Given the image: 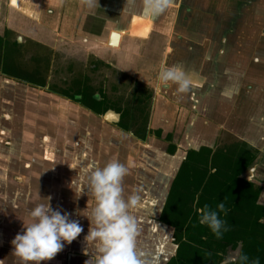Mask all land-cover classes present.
Wrapping results in <instances>:
<instances>
[{
	"label": "crops",
	"instance_id": "crops-1",
	"mask_svg": "<svg viewBox=\"0 0 264 264\" xmlns=\"http://www.w3.org/2000/svg\"><path fill=\"white\" fill-rule=\"evenodd\" d=\"M202 1L205 8L207 4H213V0ZM256 1L260 0H231L228 4L231 5L230 9L238 11L240 6L249 7ZM126 3L127 0H99L100 7L90 11L81 4V0H0V38L7 30V38L12 42L24 44L32 40L40 46L47 43L42 39L46 36V26L52 27L55 36L60 34L58 27L64 26L70 27L68 29L72 33L81 31V35H84L82 41L87 43L85 48L97 54L96 49L108 47L106 37L94 39L88 34V29L84 32L83 27L109 26L111 21L114 24L120 20L122 22V18L128 23L134 12L128 17L122 15V12L127 14L126 11H132V6ZM103 10L121 13L116 20ZM134 14L129 32L144 35L147 31L145 17ZM231 16L226 23H232V30L235 31L225 38L228 41L230 37L231 48L216 50L219 57L212 67L214 69L205 74L198 73L197 80H203V83L211 75L214 79L209 89L205 86L202 94L205 98L209 97L206 107L198 109L197 105H193L194 111L184 108L183 115L179 114L177 118L151 116L150 129L155 126L166 128L170 122L175 124L172 134L176 149L171 153L163 138L153 134H147L144 139L138 138L116 126L111 118L104 119L60 90L32 85L19 75H11L13 73L0 69L2 264H21L19 258L12 254L14 246L11 241L24 231L23 221L30 222V210L36 204L49 202L54 210H60L62 214L70 213V219L79 221L84 231L70 245L65 242L63 251L44 264H85L92 254L90 264H95L96 250L94 247L89 249L84 239L90 226L84 215L91 213L96 201L94 196L88 195L87 190L77 197L70 185L73 178L79 179L78 173L86 175L90 169L103 168L110 161H119L129 169L123 181L125 198L133 194L141 198L135 215L142 230L137 246L146 254L145 264H162L160 261L168 256V250L174 249L173 230L160 220L170 184L185 158V151L200 146L213 148L219 132L231 133L235 138L246 140L258 151L250 174L246 170L242 176L261 186L257 201L264 206V44H256L264 42V34L252 38L247 33L236 32L245 23L249 26L250 17L240 20L237 13ZM55 36L54 41L64 37L62 34ZM210 36L204 40L210 42L214 39ZM129 38L139 39L126 33L117 50L131 52L128 48L131 43ZM124 40L129 44H125ZM243 41L247 44H241ZM195 52L190 49L179 57L190 61L197 56ZM200 54L199 51L198 56ZM202 55L204 58L213 57L208 49ZM25 58L27 55L23 54L24 61ZM116 66L120 70L131 71L133 65L127 64L126 69L119 64ZM183 71L189 78L194 77L188 71ZM46 79L51 80L50 74ZM192 82L194 87L196 84ZM78 211L82 215H78ZM261 221L264 222V216ZM85 249H88V255H85Z\"/></svg>",
	"mask_w": 264,
	"mask_h": 264
},
{
	"label": "rangeland",
	"instance_id": "rangeland-1",
	"mask_svg": "<svg viewBox=\"0 0 264 264\" xmlns=\"http://www.w3.org/2000/svg\"><path fill=\"white\" fill-rule=\"evenodd\" d=\"M230 1L231 0H213V4H207V8H205V4L202 0H174L173 5L169 7L164 14L152 18L143 12L142 0H136V4L132 7V11H126L127 14L122 12V15L128 17L134 12L137 13V15H142L147 18H143L144 25H147V31L144 35H139H146L144 38L136 40L129 38L131 43L128 48L131 52L127 51L128 53H126L123 49L119 51L117 50L118 48L109 49L108 47H102L100 50H95L97 54H93L89 49L85 48L87 43L82 41L84 35H81V31L72 33V31L68 29L70 27L62 26L60 28L58 27V29L56 27L55 29H57V32L60 34L55 36V34L52 33V27L46 26V36L42 38L47 42L45 44L46 46L44 44L40 46H31V49L35 51V53H32L39 54L41 51L45 53L49 66L48 74H50L51 79L48 83H51V86H54L53 88L65 90L64 86L73 85L71 83L75 78L79 79L81 76L88 75V73L91 72L90 66H92L95 70L93 75L96 77V82L103 83L105 75L107 76L105 87L108 91L111 92V86L115 84L118 90H125L126 95L129 96L131 89L135 86L133 81L137 80L141 84H145L148 89L149 87L151 88L153 100L151 110L152 117L163 119L164 117L171 118L175 116L177 118L179 114L183 115L184 108L194 111L193 105H197L198 109L199 107L201 109L206 107L205 105L209 97L205 98L202 94L205 90V86L207 85L209 89L214 79H212L213 76L211 75L208 77L207 82L203 83V80H197L199 79L198 73L200 72L199 74L201 75L203 72L205 74L207 71L209 72L214 69L212 67L215 66V61H217L219 57L216 50L228 48V46L231 48L232 42L229 40L230 37L228 41H226L225 38L226 35L228 37V35L235 30H232L234 29L232 28V23H226L227 18L233 17L231 15L236 13L239 15L240 20L250 17L249 26L247 25L248 23H245L243 26L241 25L239 31L236 32L240 34L247 33L250 37L252 36V38L256 35L264 34V26L261 23L264 19V3L262 0L256 1L254 5L250 4L249 7L244 6L241 8L240 6L238 11L229 8L231 6L228 4ZM214 2L216 4H214ZM217 2L220 3L217 4ZM252 6L254 7L253 9H251ZM103 11L108 15L110 14L116 20L120 16L119 13H121L113 10ZM134 13L133 15H135ZM130 18L131 17H129L128 20H130ZM122 19L123 23L121 20L120 22H116V24L111 21L109 26L96 25L94 27L89 26V28L84 26L83 30L86 32L88 29V34L94 39H101L108 30L113 28L126 32L129 27V22L127 23L126 20H124L125 18ZM151 23L152 27L150 30ZM215 23H217L216 26H214ZM258 23H261V25H256ZM41 29H44V27ZM79 29H81V27H79ZM61 34L64 37L54 41V36L56 38ZM77 35L79 36L78 38ZM208 35L214 37L210 42L204 40V38H208ZM76 38L79 40H76ZM28 42L29 41L24 42V45L26 46ZM124 43L129 44L125 40ZM241 44L246 45L247 43L243 41ZM250 44L252 45L253 43L250 42ZM256 44L260 45L264 44V42ZM190 49L196 51V57L191 58L190 61L187 59L183 60L179 57L188 53ZM206 49L209 50V54L213 55V57H203L202 54ZM199 51L201 54L198 56ZM164 52H166L165 55L163 54ZM27 53H29V48ZM20 58H22V56ZM96 59L101 61L109 60L113 64L116 63L114 65L119 64L125 69L127 64L128 66L131 64L133 66L131 71H128L120 70L113 64L115 69L103 65V63H98L97 66L91 64L93 60L94 62L97 61ZM173 65L180 66L183 70L188 71V74L194 76L190 78L195 82L196 85H194L196 87L194 86L190 92L178 95L176 93V85L169 84L165 86L159 80L161 69L165 66ZM121 82H123L125 86H123V84L121 86ZM146 82L148 84H146ZM98 85L99 83H96V86ZM212 98L215 99L216 97L213 96ZM199 111L201 112L202 110ZM160 124H162V122H160ZM173 128H176V126L170 122L166 128L165 126L164 128L155 126V128L150 129L147 134H153L157 138H163L167 142V145H169L170 142L174 140L172 134L174 132ZM158 132L159 135H157ZM179 132L183 133L182 130ZM146 136L145 138H147ZM175 138V140H178L177 137ZM235 139L236 138L231 133L219 132L218 138L214 140V145H220L223 142H231ZM236 255L237 249L228 250L223 255V261L226 262L235 259Z\"/></svg>",
	"mask_w": 264,
	"mask_h": 264
},
{
	"label": "trees",
	"instance_id": "trees-1",
	"mask_svg": "<svg viewBox=\"0 0 264 264\" xmlns=\"http://www.w3.org/2000/svg\"><path fill=\"white\" fill-rule=\"evenodd\" d=\"M92 101L90 108L97 113L100 104ZM79 102L89 107L83 99ZM167 149L171 153L174 145ZM255 151L235 139L213 149L200 146L185 153L160 214V220L173 230L174 244L162 264H219L228 250L235 249V259L224 264H253L257 260L264 264V206L257 202L260 187L240 177L256 157ZM221 202L226 212L219 211ZM205 205L225 221L227 231L222 230L219 238L199 222L197 209Z\"/></svg>",
	"mask_w": 264,
	"mask_h": 264
},
{
	"label": "clouds",
	"instance_id": "clouds-1",
	"mask_svg": "<svg viewBox=\"0 0 264 264\" xmlns=\"http://www.w3.org/2000/svg\"><path fill=\"white\" fill-rule=\"evenodd\" d=\"M174 0H142L143 12L152 18L161 16L171 7ZM81 4L90 11L100 7L99 0H81ZM134 7L136 0H127ZM159 80L165 86L176 85V93L186 94L193 87L192 80L178 65L165 66L159 73ZM129 169L119 161H110L103 168L94 167L86 175L72 180L70 187L79 197L87 190L94 196L96 206L91 213L84 215L90 226L84 237L88 248H95V264H145V252L138 249L137 241L141 236V227L135 215L140 206V196L133 194L125 198L123 181ZM76 176V177H77ZM86 185V189H85ZM220 212H226L223 202L218 204ZM199 222L206 224L219 238L227 231L225 221L219 218V212L207 205L197 209ZM82 215L81 212H77ZM70 213H61L48 204H36L29 212L30 222L23 221L24 231L11 241L12 253L21 264H44L63 251L65 242L71 244L84 229L77 220L70 219ZM223 230V231H222ZM88 255V249H85ZM90 260L85 264H90ZM2 264V261H0ZM253 264H259L254 261Z\"/></svg>",
	"mask_w": 264,
	"mask_h": 264
},
{
	"label": "flooded vegetation",
	"instance_id": "flooded-vegetation-1",
	"mask_svg": "<svg viewBox=\"0 0 264 264\" xmlns=\"http://www.w3.org/2000/svg\"><path fill=\"white\" fill-rule=\"evenodd\" d=\"M132 17L131 20L129 21V25H128L129 27L126 30V32L124 30L121 31L120 29H114V28L106 32V34L104 35V39L106 37L105 44L109 48H114V49L119 48L121 46L120 42L122 41V36L126 35V33H128L130 36H134L137 38H144L146 36V35L145 36L132 35L129 32ZM151 27H152V23L150 26V30ZM111 31L116 32L118 34V41L117 44L115 45L108 44V39L110 37ZM36 45L37 44H35L32 40H30L28 44H26V46L24 44L12 42L7 38V30H5L3 36L0 38V69L8 71L10 72V74L13 73L11 75H19L20 77H22V79H26V81L32 85L39 86L41 88H46L47 86V88L50 90L53 89L60 90L58 88H53L54 86H51V83H48L49 80L46 79L47 75L45 74L46 71L47 74L49 72V66L47 63L48 60H46L45 53L43 51H41L39 54H34L35 51L34 49L33 50L31 49V46H36ZM28 48H29V53H27ZM23 54L24 55L28 54L27 59L25 58L26 61L20 58ZM96 60L97 61L95 62L93 60L91 64L97 66L98 63L101 64L103 63V65L115 69L114 66L116 65H114L109 60L108 61H101L99 59ZM90 67H91V72H89L88 75L81 76L79 77V79L75 78L71 83L73 85L64 86L65 90H60V91L63 94L65 93L67 94V96L76 99L78 102L83 99L88 103L89 109H91L90 107L94 106V102L92 101V99H95L96 101H98V104H100L97 114L104 115L106 112L109 111L112 112V114L110 115L108 114V115L116 126H118L124 131L130 132L131 134H133L138 138L142 137L141 139H144L145 136L147 135V132H149L150 130L149 122L152 116L151 110H152L153 100H152L151 88L149 87L148 89V87L145 84H141L139 81L134 80L133 83H135L134 84L135 86H133V88L131 89L129 96L126 95L125 90L123 89L118 90L115 84L111 86V92H110L105 87L107 76L105 75L103 79L104 81L103 83H100L98 81L96 82V77L95 75H93L95 73V70L92 66ZM96 83H99V85L96 86ZM122 84L123 82H121V86ZM146 84L148 83L146 82ZM123 86H125V84H123ZM236 139L240 141H244L251 147L252 150H256L246 140L239 138ZM170 144L174 145L173 151H175L176 144L174 143V141L170 142ZM190 149H195V148H190ZM188 150L189 149H187L185 153ZM255 152L258 154L257 150ZM256 157L254 158V160L256 159ZM254 160L248 165V167L244 171L247 170L250 174V167L251 166L253 167ZM244 171L240 174V177L242 178H244L242 176ZM246 177L244 179L251 181L249 180V178ZM258 186L261 189V186L260 185Z\"/></svg>",
	"mask_w": 264,
	"mask_h": 264
},
{
	"label": "water",
	"instance_id": "water-1",
	"mask_svg": "<svg viewBox=\"0 0 264 264\" xmlns=\"http://www.w3.org/2000/svg\"><path fill=\"white\" fill-rule=\"evenodd\" d=\"M117 41H118V34L116 33V32H113V31H111V33H110V37H109V39H108V44H111V45H115V44H117ZM110 114H112V112H106L104 115H103V117H104V119H109V118H107V116H109ZM252 166L250 167V170H252ZM225 262L222 260L219 264H224Z\"/></svg>",
	"mask_w": 264,
	"mask_h": 264
},
{
	"label": "bare ground",
	"instance_id": "bare-ground-1",
	"mask_svg": "<svg viewBox=\"0 0 264 264\" xmlns=\"http://www.w3.org/2000/svg\"><path fill=\"white\" fill-rule=\"evenodd\" d=\"M107 118H110L109 116H107Z\"/></svg>",
	"mask_w": 264,
	"mask_h": 264
},
{
	"label": "snow or ice",
	"instance_id": "snow-or-ice-1",
	"mask_svg": "<svg viewBox=\"0 0 264 264\" xmlns=\"http://www.w3.org/2000/svg\"><path fill=\"white\" fill-rule=\"evenodd\" d=\"M74 167V166H73Z\"/></svg>",
	"mask_w": 264,
	"mask_h": 264
}]
</instances>
